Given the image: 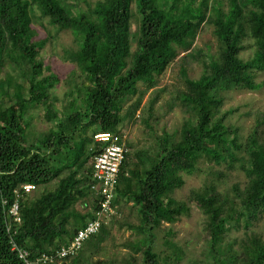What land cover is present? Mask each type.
Segmentation results:
<instances>
[{
    "label": "trees",
    "instance_id": "obj_1",
    "mask_svg": "<svg viewBox=\"0 0 264 264\" xmlns=\"http://www.w3.org/2000/svg\"><path fill=\"white\" fill-rule=\"evenodd\" d=\"M86 5L0 0V264H25L11 240L34 261L69 244L94 217L100 195L92 187L93 158L112 139L123 148L117 213L76 252L45 264H91L105 241L115 245L114 230L130 231L122 243L128 252L103 263L178 264L185 251L172 230L162 240L166 252L157 250L156 230L188 215L191 204L202 214L210 264H264V109L242 113L253 125L241 133L231 121L235 108L224 107L232 91L264 84L257 79L264 74V0ZM64 32L72 45L59 58L75 68L61 79L41 50L49 44L57 54ZM208 32L212 39H203ZM166 69L183 89L159 85ZM161 93L169 95L164 104ZM176 109L180 125L157 131ZM46 115L47 128L38 133L32 120ZM135 124L148 138L143 146L125 135ZM97 132L110 133L111 141H95ZM232 170L244 173V183L220 189ZM194 172L207 173L203 185L185 200L174 197ZM26 183L35 188L24 192ZM16 200L19 222L9 215Z\"/></svg>",
    "mask_w": 264,
    "mask_h": 264
},
{
    "label": "rangeland",
    "instance_id": "obj_2",
    "mask_svg": "<svg viewBox=\"0 0 264 264\" xmlns=\"http://www.w3.org/2000/svg\"><path fill=\"white\" fill-rule=\"evenodd\" d=\"M79 3L81 7L86 9V1L89 2L92 6L98 0H75ZM37 28V24L35 25ZM40 34L38 36H43L45 31L39 27ZM203 39L211 38L212 36L210 32L206 33L202 37ZM72 45V37L70 33L64 32L59 37V45L57 49V54L54 53L53 48L46 44L44 48L41 50V57L47 63L49 68L59 75L61 79H66L71 74L72 70L75 68V65L68 61L60 60V54L62 53L64 48L69 47ZM196 73H189L188 77L196 78L198 72ZM257 79L264 80V74H259ZM159 85L168 84V88H172V86H179L180 89H183L184 86L181 84V81L177 79V73L166 69L160 77ZM191 83L187 84V86L191 87ZM66 88L64 82L60 81L57 86L55 87V92L59 95L62 94L63 90ZM192 90V88H190ZM185 93V90L183 91ZM167 93H161V100L160 103L164 104V100L168 98ZM192 96V94H191ZM163 99V100H162ZM146 100V97L144 98ZM224 107L226 109L235 108L234 112L231 116V121L234 122L236 125L242 128L241 133H246L248 129L253 125V119L251 117H247L242 114L245 110L251 108H260L264 109V84L258 90H248V89H241V90H234L232 94L227 97ZM48 115L43 116L42 118L35 117L32 121L34 122L35 130H38V133L45 130L47 128L48 123L46 122V118ZM182 117L178 109L170 112L165 116L164 119L160 121V123L155 126L156 130L159 131L161 126H164L167 131H172L173 128L178 127L180 125ZM126 137L134 140L137 144L143 146L144 143H148L146 133L143 131L142 125H128L126 127ZM206 164V163H205ZM203 165V164H202ZM206 172H194L191 175H185V183L180 188L176 189L173 196L177 199L185 200L188 197L190 190L194 187H198L203 185L206 181L208 175ZM245 181V175L240 170H232L229 171L227 176L224 179V182L220 184L219 188H227L230 184L234 182H240L241 186ZM264 220L263 218H261ZM202 220L201 212L196 208L195 205L191 204L190 209L188 211V215L181 216L180 220L173 224H166L164 223L163 226L156 230L158 235L157 243V250L158 251H169V249L164 246L162 243L163 237L165 235V231L167 228L171 229L173 232V240L176 241L181 247L182 250L185 251V255L181 258L178 264H190L191 260L200 259L201 263L199 264H210L208 255L205 251V246L203 244L200 232V223ZM255 225V224H254ZM129 230H114L112 231V235L115 238V245L111 244L112 241H105L103 246L105 249L101 250V254L95 257L91 264H108L103 263L104 260L112 258L114 253L116 256L115 258L121 259V257L128 252L127 248L124 247L122 244L125 239H127L129 235ZM175 233V234H174ZM175 235V237H174ZM207 255V256H206ZM205 259V260H204ZM204 260V261H203ZM207 260V262H205ZM113 264H120L118 261H114Z\"/></svg>",
    "mask_w": 264,
    "mask_h": 264
},
{
    "label": "built area",
    "instance_id": "obj_3",
    "mask_svg": "<svg viewBox=\"0 0 264 264\" xmlns=\"http://www.w3.org/2000/svg\"><path fill=\"white\" fill-rule=\"evenodd\" d=\"M111 134L108 132H97L94 135V140L99 142L111 141ZM123 158V148L117 144L114 139L93 158L92 178L94 180L93 188L100 195L97 208L94 212V217L88 220L82 226L75 237L69 244L61 246L53 254L41 253L34 261L28 259V252L17 248L14 241H10L11 249L18 251V256L23 259L25 264H45L54 259H62L76 252L82 243L89 239L90 236L100 231L102 225L106 222L109 216L116 214L114 201V189L117 183L119 173V165ZM35 188L34 184L26 183L22 186L24 192H29ZM5 203V200H3ZM10 218L15 221H20L17 200L9 208ZM11 226L8 224L7 229Z\"/></svg>",
    "mask_w": 264,
    "mask_h": 264
},
{
    "label": "clouds",
    "instance_id": "obj_4",
    "mask_svg": "<svg viewBox=\"0 0 264 264\" xmlns=\"http://www.w3.org/2000/svg\"><path fill=\"white\" fill-rule=\"evenodd\" d=\"M114 198H115V193H114ZM113 204H114V201H113ZM115 210H116V213H117V207L115 206Z\"/></svg>",
    "mask_w": 264,
    "mask_h": 264
}]
</instances>
